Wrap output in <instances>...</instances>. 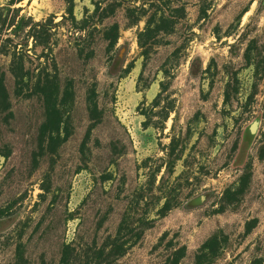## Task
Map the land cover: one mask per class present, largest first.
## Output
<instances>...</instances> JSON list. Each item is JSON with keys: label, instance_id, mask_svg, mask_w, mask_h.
Here are the masks:
<instances>
[{"label": "rangeland", "instance_id": "rangeland-1", "mask_svg": "<svg viewBox=\"0 0 264 264\" xmlns=\"http://www.w3.org/2000/svg\"><path fill=\"white\" fill-rule=\"evenodd\" d=\"M0 209V264H264L263 0H0Z\"/></svg>", "mask_w": 264, "mask_h": 264}, {"label": "trees", "instance_id": "trees-1", "mask_svg": "<svg viewBox=\"0 0 264 264\" xmlns=\"http://www.w3.org/2000/svg\"><path fill=\"white\" fill-rule=\"evenodd\" d=\"M264 2V0H263ZM22 22V19H21ZM117 34V32L115 31V28H111L108 32H107V39L112 40L113 37H115V35ZM109 37V38H108ZM124 50H125V46H121L118 48L117 52L115 53V55L113 56V58L110 60V62L108 63L107 66V75L110 77H118L121 75L122 73V68H123V64H124ZM61 112L59 110H54L53 114L50 115L51 118V123L54 126L53 131L57 132L59 131L60 127H61V123H62V119H61ZM249 142H247L244 139V147L248 148L249 146ZM244 148V149H245ZM244 151V150H243ZM4 157H6V155H4ZM243 157V156H242ZM240 158V162L236 163V165H240L243 163V158ZM11 218H14V213H10V210H4V209H0V228H7L8 226L12 225L13 221ZM3 229L0 230V234L3 233ZM122 246V243H121ZM117 250H121V248H117ZM176 255H178V257L176 256L174 259L172 260H168L167 262L165 261L163 264H178V260L182 259L184 257L183 251H178L176 253Z\"/></svg>", "mask_w": 264, "mask_h": 264}, {"label": "water", "instance_id": "water-1", "mask_svg": "<svg viewBox=\"0 0 264 264\" xmlns=\"http://www.w3.org/2000/svg\"><path fill=\"white\" fill-rule=\"evenodd\" d=\"M259 124H260L259 120L255 119L247 126L246 131H245V140L247 142L250 143L255 138L257 131H258V128H259ZM204 199H205L204 196H200L198 198H195L191 201L189 206L194 207L196 205H199L204 201Z\"/></svg>", "mask_w": 264, "mask_h": 264}]
</instances>
